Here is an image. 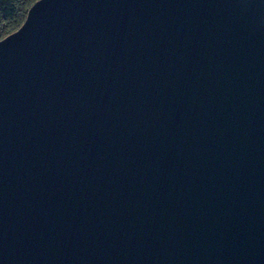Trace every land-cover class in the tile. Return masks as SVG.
<instances>
[{
	"label": "water",
	"instance_id": "water-1",
	"mask_svg": "<svg viewBox=\"0 0 264 264\" xmlns=\"http://www.w3.org/2000/svg\"><path fill=\"white\" fill-rule=\"evenodd\" d=\"M0 264H264V0H38L0 40Z\"/></svg>",
	"mask_w": 264,
	"mask_h": 264
},
{
	"label": "trees",
	"instance_id": "trees-1",
	"mask_svg": "<svg viewBox=\"0 0 264 264\" xmlns=\"http://www.w3.org/2000/svg\"><path fill=\"white\" fill-rule=\"evenodd\" d=\"M38 0H0V40L17 31Z\"/></svg>",
	"mask_w": 264,
	"mask_h": 264
}]
</instances>
